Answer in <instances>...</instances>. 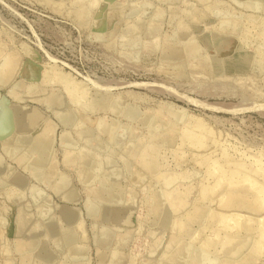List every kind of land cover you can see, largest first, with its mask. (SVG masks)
<instances>
[{
    "label": "rangeland",
    "instance_id": "374dc122",
    "mask_svg": "<svg viewBox=\"0 0 264 264\" xmlns=\"http://www.w3.org/2000/svg\"><path fill=\"white\" fill-rule=\"evenodd\" d=\"M0 128V264H264V0H0Z\"/></svg>",
    "mask_w": 264,
    "mask_h": 264
},
{
    "label": "bare ground",
    "instance_id": "6f19581e",
    "mask_svg": "<svg viewBox=\"0 0 264 264\" xmlns=\"http://www.w3.org/2000/svg\"><path fill=\"white\" fill-rule=\"evenodd\" d=\"M142 84V83H141ZM83 90V89H82ZM148 90H150V89H148ZM75 97V96H74ZM79 100V99H78ZM34 117H35V114L33 113V114H31L30 116H29V119H30V121H32L33 119H34ZM6 122V121H5ZM31 123V122H30ZM80 123V122H79ZM6 125V127L5 128H7V124H5ZM193 126V125H192ZM1 129V128H0ZM48 147H49V141H44V142H42L41 144H38L37 146H36V148H35V152H37L38 154H39V156H43L45 153H46V151H47V149H48ZM143 173V172H142ZM241 173V172H240ZM140 174V173H139ZM247 176V175H246ZM248 177V176H247ZM239 178V177H238ZM242 178H244V177H242ZM237 179V178H236ZM251 180V179H250ZM237 181V180H236ZM253 182V181H252ZM256 182V181H255ZM216 185V184H215ZM256 187V186H255ZM253 188V187H252ZM228 201H229V199H228ZM230 202H232L231 201V199H230ZM255 202V201H254ZM253 202V203H254ZM242 203V202H241ZM229 204V203H228ZM179 205V204H178ZM236 205V204H235ZM97 207V206H96ZM252 208V207H251ZM233 209V208H232ZM231 209V210H232ZM255 209V211H256V208H254ZM99 211V210H98ZM95 213V212H94ZM225 214V213H224ZM238 214V213H237ZM234 215V214H233ZM241 215V214H240ZM47 216V215H46ZM221 216V215H220ZM255 217V216H254ZM260 217H262V216H260ZM221 219V218H220ZM241 219V218H240ZM257 219V218H256ZM263 219V218H262ZM259 221V220H258ZM221 222V221H220ZM246 223V222H245ZM249 223V222H248ZM262 226V225H261ZM229 227V226H228ZM246 228V227H245ZM249 228V227H248ZM250 229V228H249ZM228 231V230H227ZM263 231V230H262ZM235 232V231H234ZM210 233V232H209ZM259 234V233H258ZM199 237V236H198ZM262 237V236H261ZM59 239H60V237H59ZM261 239V238H260ZM64 240H65V237H64ZM67 240H70L69 242L70 243H72L71 242V240L73 241V239H67ZM257 240V239H256ZM66 241V240H65ZM74 242V241H73ZM260 241L258 240L257 241V247L258 246H260V245H258V243H259ZM65 243V242H64ZM68 243V242H67ZM66 243V244H67ZM115 243V242H114ZM203 243V242H202ZM73 244V243H72ZM61 246H62V244H60ZM255 245H256V242H255ZM60 246V247H61ZM70 246V245H69ZM63 247V246H62ZM208 248V247H207ZM65 249H66V247H65ZM258 249H260L259 247H258ZM74 254H76L75 252H73ZM71 254H72V252H71ZM73 254V255H74ZM77 256V255H76ZM76 256H74L75 257V261H76ZM78 257V256H77ZM79 257H81V256H79ZM78 257V258H79ZM73 260V261H74ZM79 260V259H78ZM109 260V259H108ZM245 261V260H244ZM244 263V262H243ZM240 264H241V262H240Z\"/></svg>",
    "mask_w": 264,
    "mask_h": 264
}]
</instances>
